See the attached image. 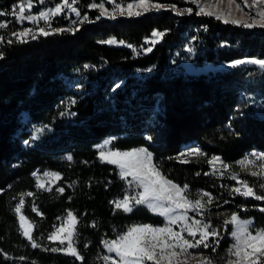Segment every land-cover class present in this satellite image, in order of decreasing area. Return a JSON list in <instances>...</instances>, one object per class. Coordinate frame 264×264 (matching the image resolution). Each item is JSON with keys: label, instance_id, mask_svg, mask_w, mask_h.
Returning a JSON list of instances; mask_svg holds the SVG:
<instances>
[{"label": "trees", "instance_id": "trees-1", "mask_svg": "<svg viewBox=\"0 0 264 264\" xmlns=\"http://www.w3.org/2000/svg\"><path fill=\"white\" fill-rule=\"evenodd\" d=\"M110 1L105 5L112 10ZM17 2L0 0V11L11 13ZM93 2L101 0H77L81 17L86 13L90 22L73 25L80 18L67 10L51 22L78 31L40 35L23 44H7L8 39L15 40L11 32L23 26L10 14L0 16V21H13L0 29L4 37L0 44L4 53L0 58V264H104L99 259L106 254L103 240L114 239L134 223L164 221L146 206L138 205L129 213L111 203L122 200L125 191L130 195L134 191L120 179L116 165L99 158L96 146L107 137L116 149L146 147L165 176L189 185L190 196L198 190L211 193L213 211L237 212L253 219L256 228L264 227L260 211L264 201L234 196L221 185L226 182L223 178L204 174L212 172L207 160L214 155L233 164L254 150L264 152V69L242 64L191 73L186 67V62L219 66L244 58L264 59V27L246 28L198 15L197 4L184 0L152 2L191 8V14L178 15L167 8L138 17L96 20L99 10L87 7ZM132 2L116 0L124 5ZM57 3L62 0H34L32 12ZM153 30L165 32L155 44ZM110 38L116 42L102 43ZM38 128L43 131L37 132ZM193 142L206 155L186 156L189 162L182 163L176 157ZM69 154L71 161L66 159ZM36 169L55 171L60 179L39 188L32 175ZM19 192H24L21 211L34 225L32 235L39 248L21 234L14 211ZM69 210L79 220L75 240L83 261L44 250L63 246L47 236L60 227ZM216 217L220 225L222 217L210 218L216 221ZM229 229L230 225L224 230Z\"/></svg>", "mask_w": 264, "mask_h": 264}, {"label": "snow or ice", "instance_id": "snow-or-ice-1", "mask_svg": "<svg viewBox=\"0 0 264 264\" xmlns=\"http://www.w3.org/2000/svg\"><path fill=\"white\" fill-rule=\"evenodd\" d=\"M39 2L44 3L45 0H39ZM105 2L107 0H101L99 4L93 2L87 5L88 8L99 10V15H97L96 20L104 16L110 19H116L118 15L138 17L144 13L162 8H171L178 15H183L185 12L191 14L193 11L191 8L178 10L175 5L153 3L152 0H133L132 3H127L126 5L116 3V0H111L113 6L112 10L109 11L105 8ZM191 2L198 5V15H215L217 19H223L224 23L241 24L246 28L255 26L264 27V0H251V3H249V0H244V4L248 7L257 8V16L259 19L253 17L251 23L244 22L240 19H229L230 12H213L205 6H200L199 0H191ZM229 2L232 3L234 0H229ZM33 4L34 0H18L12 6L11 13L7 10L0 11V16L10 14L13 17V21L21 25L25 21H29L33 25H39L40 21L43 20L45 25L50 28L52 18L67 10L80 18L78 21L73 20V25L90 22L86 13L81 17V11L77 7V0H62V3H57L55 7L46 8L38 13L31 12ZM237 8H240L239 4H237ZM13 21H0V29H6ZM65 31L74 33L78 31V28H54L51 31H46L43 27H37L35 29L23 28L22 31H12L10 35L15 40L8 39L7 44H23L27 43L29 38L35 40L40 35L47 37ZM164 35L165 32L153 30L151 36L154 39L151 42L155 44V38H162ZM115 42V38L102 41V43L106 44ZM2 43H4V37L0 36V44ZM119 43L123 44L124 41H120ZM128 47H132V45L129 44ZM187 50L189 52L193 51L191 47ZM144 51H151V49L145 48ZM3 56L4 53L0 51V58H3ZM242 64L258 65L261 69H264V59L258 58L234 60L231 61L230 66L236 67ZM85 67L89 66L85 65ZM147 71H151V69H147ZM119 87L120 84L117 83L115 88ZM72 103H75V101L73 100ZM261 106L264 107V105ZM64 114L61 113V115ZM71 114L74 115V113ZM36 131L42 132L43 128H38ZM234 134L239 135V133ZM146 139L151 141L152 137L147 136ZM24 143L28 144L29 141H24ZM110 143L111 140H105L102 145L96 146L100 149L99 158L102 161L116 165L119 168L120 179L126 181L128 188L133 189L135 193L134 195H130L128 191H125L122 200L118 199L111 203H114L116 209L129 213L138 205L146 206L151 212L163 217L164 223L162 226H154L147 223L133 224L127 227L125 231L119 232L114 239L103 240L102 243L104 248L107 249V252L110 254L114 253V256L103 255L99 257V259L103 260L104 264H190V261L193 264H217L216 260L203 251L193 256L189 250L210 249L211 252H216L220 245V229L227 230L229 225L232 226L229 235L233 238V243L227 249L226 258H221L222 264H264V227L254 228L251 219H242L237 212H232L228 218L223 219L222 225L214 226L211 218L206 217L204 212L205 209L213 204L214 197L211 193L198 190L196 198L190 199L189 185L184 184L181 186L165 176L158 165L153 162V154L146 147L132 148L127 151H121L119 149L105 150L106 146ZM205 155L197 147L179 153L176 158L181 159L182 163H188V160L182 159L184 156L201 157ZM250 155L255 157V160L245 157L237 161L241 165L242 170L246 171L248 166L254 164L256 161H264V152H253ZM66 159L71 161V154L67 155ZM169 159H172V157H169ZM207 163L212 166V172L204 173L205 175H216L217 173L220 176L225 175L224 171H218L217 164L220 165L221 169L230 168V165L224 163L219 156L215 155L208 159ZM260 168L264 169V164H260ZM199 174L197 173V175ZM32 175L37 176V173L33 172ZM251 175L254 177L264 176V172L252 171ZM44 176L60 179L59 173L44 172ZM231 179L236 181L237 185L243 186V188L240 186L231 187L230 191L232 195H239L245 198L254 197L255 200L264 201V195L257 194L254 191V187L250 186L247 180H241L239 178L238 173H233ZM37 187H45L44 183L39 182V178ZM259 187L264 189V183H261ZM0 191L3 190L0 189ZM57 191L62 193L64 188H58ZM27 195L31 196L33 193L29 192ZM224 203H228V201H224ZM24 204L25 200L21 196L14 208L15 213L19 217L21 234L30 241L33 248H39L41 245L37 243L32 235L34 225L22 214L21 210ZM33 210H36L35 207H33ZM189 210L193 213H198L202 218L197 219L196 216L189 217ZM260 211L264 212V207H261ZM65 219L67 223L55 228L54 231L48 234L47 239L49 241H59L60 245H65V242H67V245L53 247L51 249L46 248L44 250L62 252L72 256L76 260L83 261L84 257L80 255L75 240L79 220L70 210L67 212ZM174 225H179V231L174 229ZM93 226L95 227V224ZM20 259L24 258L21 257Z\"/></svg>", "mask_w": 264, "mask_h": 264}, {"label": "rangeland", "instance_id": "rangeland-1", "mask_svg": "<svg viewBox=\"0 0 264 264\" xmlns=\"http://www.w3.org/2000/svg\"><path fill=\"white\" fill-rule=\"evenodd\" d=\"M48 1L49 0H46V3ZM184 1L192 3L191 0H184ZM249 3H251V0H249ZM237 4L240 5V8L239 9L237 8ZM199 5L200 6H205L207 9H209V10H211L213 12H217V13H221V12L222 13H229L230 12V16L228 17L229 19H240V20H242L244 22H248V23H251L252 22V18L253 17H256L257 19H259V17L257 16V8L256 7H248L246 4H244V0H242L241 2L238 1V0H234V2H232V3H230L229 0H199ZM44 7L45 8H43L42 10H44L46 8H52V7H55V6H46L45 5ZM105 8H107L106 5H105ZM164 9H167V8H162L160 10H153V11H150V12H159V11H162ZM176 9H178V10H184L185 8H180V7L177 8L176 7ZM108 10L111 11L110 9H108ZM198 11H199V7H198ZM31 12H32V9H31ZM32 13H38V12H32ZM213 16H215V15H213ZM120 17H129V16H119L118 15L116 17V19L117 18H120ZM132 17H135V16H132ZM54 19L55 18L53 17L52 20H51V22ZM112 20H115V19H112ZM221 20H223V19H221ZM18 25H21V24H18ZM21 26H23V27L19 31H22L23 28H33V29H35L37 27H43V28H45L46 31H51V29H54V28H69V27H55L53 23L51 24V27L49 28L47 25H45V23H44L43 20L40 21L39 25H33L31 22L25 21L24 24L21 25ZM244 59H246V58H244ZM230 64L231 63L222 64V65H219V66H216V65H213V64H208L206 66H196L192 62H186V67H187V70H189L191 73H201V72H208L210 70H215V69L221 68V67H227V66H230ZM251 65H253V64H251ZM105 140H111V138L110 137H107V138L101 140L97 145H102ZM197 147L200 148L195 142L188 143V144H185V148H184V150L182 152H186L190 148H197ZM135 148H138V147H135ZM108 149L116 150V148H113L112 147V144L111 143L108 144L106 146V148H105V150H108ZM127 150H130V149H127ZM127 150H121V151H127ZM99 151H100V149H99ZM253 152L260 153L262 151L254 150V151L250 152L249 154L243 156L242 158H239L237 161H240V160H242L245 157H248L249 159L255 160V157H253V156L250 155ZM185 157L186 156H184L182 159H185ZM221 160L224 163L230 165V168L229 169H221L219 164L216 165L218 171H224L225 172V175H223V176H220L218 173L216 174V176L221 177V178H223L226 181V182H222L221 183L222 186H224V187L225 186H228V188H231L233 186H240L241 188H243L242 185H237V182L236 181H233L231 179V175L233 173H238L239 174V178L241 180H247L248 183H249V185L254 187V191L257 194L264 195V189H261L259 187V185L261 183H264V176H255L254 177V176L251 175V172L252 171L264 172V169H261L260 168V164H264V161H256L254 164L249 165L248 166V169L245 171V170H242L241 165L238 164L237 161L235 163H233V164H229V163L225 162L223 159H221ZM153 162H154V158H153ZM211 168H212V166H211ZM34 172L37 173V176H34L36 178V180H37V183H38V178H39V182L44 183L45 184V187H47V186L55 183L58 180V179H55L54 177H51V176H48V177L44 176V172L57 173L55 171H52V170H44V171L38 172V171L35 170ZM129 179H131V178L129 177ZM255 185H257V187H255ZM206 192H208V191H206ZM134 194L135 193L133 192L131 195H134ZM189 198L190 199H195L196 198V194L194 196H190L189 195ZM248 198H254V197H248ZM214 200H215V198H214ZM214 205H215V203L213 201V204L211 206H209L207 209L204 210L206 217H213V216L216 215V216L219 217L220 220H221V217H222V220H223V219L228 218L230 216L231 213L230 214H227L225 212H221V211L219 212L218 210H214L213 211V206ZM219 207H220V205L217 204V208H219ZM154 214H156V213H154ZM188 215H189V217L196 216L197 219H201L202 218L198 213H193L191 210H189ZM239 216L242 219H246V218H243V216L240 215V214H239ZM163 220H164V218H163ZM251 220L253 221V227L256 228L254 226V220L253 219H251ZM28 221H29V219H28ZM211 221H212V224L214 226H219V223L217 222V217H216V221H214L212 219H211ZM66 223H67L66 219H63L62 222H61V224H66ZM163 223H164V221L162 223L152 224V225H154V226L161 225L162 226ZM61 224H60V226H61ZM134 224H138V223H134ZM147 224H151V223H147ZM221 224H222V222L220 221V225ZM173 227H174V229L176 231H179V225H174ZM220 230H221L220 241H222V239L224 238V236H226L225 237L226 239H225L224 243L222 244V249H221L220 252L217 251L216 253L211 254V253H208L206 251V249H190L189 251L193 254V256H195L197 253L203 251L205 254L210 255L214 260H216L217 261V264H222L221 258H226V256H227V249L233 243V238L229 235V233L232 230V226L230 225V229L228 231H226V232L222 228ZM66 245H67V242H65V245H63V246H66ZM105 255H113L114 256V253L110 254V253L107 252V249H106V254ZM190 264H193V262L190 261Z\"/></svg>", "mask_w": 264, "mask_h": 264}, {"label": "built area", "instance_id": "built-area-1", "mask_svg": "<svg viewBox=\"0 0 264 264\" xmlns=\"http://www.w3.org/2000/svg\"><path fill=\"white\" fill-rule=\"evenodd\" d=\"M18 197H17V203L19 202V200H20V198H21V196H23V198H24V192H19L18 193V195H17Z\"/></svg>", "mask_w": 264, "mask_h": 264}]
</instances>
